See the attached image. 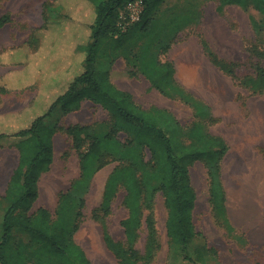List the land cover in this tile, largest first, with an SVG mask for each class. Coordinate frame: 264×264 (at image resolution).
Segmentation results:
<instances>
[{
    "label": "rangeland",
    "instance_id": "obj_1",
    "mask_svg": "<svg viewBox=\"0 0 264 264\" xmlns=\"http://www.w3.org/2000/svg\"><path fill=\"white\" fill-rule=\"evenodd\" d=\"M220 1L165 0L157 14L156 30L145 36L133 33L123 40L114 57L103 61L104 65H109L112 60L111 83L130 93L142 109H165L182 126L197 125L201 133L221 136L228 146L221 173L234 231L228 232L214 218L206 167L195 162L189 167L196 197L193 224L203 239L196 238L185 249L171 246L165 233L166 210L158 194L153 217L160 248L152 264H191L185 257L204 242L218 252L207 264H264V94L245 86L256 77L257 67L264 68V59L252 56L249 51L257 44L253 24H261L262 17L251 5L247 8L232 5L219 13ZM241 1L243 4L244 0ZM48 3L62 6L66 19L41 30L42 8ZM91 15L86 0H0V20L6 18V24L0 28V87L10 91L0 93V111L23 108L35 98L40 79L52 76L57 68L66 67L65 62L77 65L75 46L87 40ZM132 26L124 34L130 33ZM173 28L177 29L174 38ZM35 33L39 35L40 44L26 50L31 54L38 48L32 55V66L39 68L27 73L24 64L9 60L6 55L12 49H25ZM198 37L206 40L218 58L233 65L234 79L209 63ZM156 38L169 43L161 47L169 50L159 53L160 61H170L178 68L176 90L164 95L154 90L134 66L133 55L140 53L145 45H148L149 56L155 54ZM48 124L62 131L53 138L52 164L49 171L41 175L39 197L32 212L44 208L55 218L59 196L80 176V156L63 129L79 126L95 135L108 132L111 123L106 111L85 101L76 112L63 114L57 110ZM118 138L126 139L123 134ZM89 143L85 141L81 154L87 151ZM2 155L5 156L0 154V159ZM116 166L118 163L109 164L96 173L84 196L83 219L74 239L90 264H118L106 248L102 233L106 230L113 240H124L120 225L127 217L122 205L124 192L117 193L108 217L103 218L99 211L106 180ZM3 195L0 191V223ZM14 235L17 240L26 242L23 234L15 232ZM144 242L145 231L141 228L137 243L140 253H143Z\"/></svg>",
    "mask_w": 264,
    "mask_h": 264
},
{
    "label": "trees",
    "instance_id": "obj_2",
    "mask_svg": "<svg viewBox=\"0 0 264 264\" xmlns=\"http://www.w3.org/2000/svg\"><path fill=\"white\" fill-rule=\"evenodd\" d=\"M130 1L86 0L92 21L88 26L87 40L75 46L77 65L74 67L69 61L65 62L66 67L55 68L52 76L40 79L35 98L20 114L23 122L21 129L14 133H0V144H4L0 146L14 147L18 153L17 166L3 195L0 264H90L74 237L83 219L84 196L94 175L112 163H118V166L106 180L99 211L103 218L108 217L117 193L120 190L124 192L122 205L127 217L120 224L124 240H113L106 230L102 233L106 248L118 264H152L156 259L160 245L153 206L158 194L166 210L168 243L185 249L196 238H202L193 224L196 197L189 167L195 162L206 167L209 202L214 218L228 232L234 231L228 217L221 173L222 162L228 153L225 140L210 133H201L197 125L190 128L182 126L165 109H142L130 93L118 89L110 81L112 60L109 65H104L103 61L114 57L123 40L133 33L145 36L156 30L157 14L165 2L143 0L139 22L132 26L130 33L124 34L118 31V17ZM241 2L221 0L217 10L221 13L228 5H241L243 8L251 5L260 14L262 23L253 24L257 44L249 51L252 56L264 59V0ZM65 19L62 6L44 4L41 30H47ZM5 24L6 18L1 19L0 28ZM176 30H171L173 38ZM36 33L25 49H12L6 55L11 61L24 64L27 73L39 68L32 66V55L38 48L31 54L26 50L39 43ZM156 39L155 54L149 56L148 45H145L140 53L133 55L134 66L154 90L164 95L177 88L175 67L170 61H160L159 53L165 54L169 50L161 47L169 43ZM198 39L209 63L234 79L233 65L218 58L205 39ZM245 86L264 94V68L257 67L256 77L248 80ZM9 92L0 87L1 94ZM46 101H50L49 105L45 104ZM85 101L100 106L108 113L111 129L95 135L79 126L63 129L80 156V176L66 193L59 196L55 218L44 208L32 212L39 197L41 175L48 172L52 164L53 138L58 131H62L48 124V120L57 110L63 114L78 111ZM120 134L126 139L119 140ZM86 140L90 141L88 149L81 154ZM141 228L145 231L143 253L137 249ZM15 232L23 234L26 242L17 240ZM217 254L214 247L204 242L196 246L185 260L191 264H207Z\"/></svg>",
    "mask_w": 264,
    "mask_h": 264
},
{
    "label": "crops",
    "instance_id": "obj_3",
    "mask_svg": "<svg viewBox=\"0 0 264 264\" xmlns=\"http://www.w3.org/2000/svg\"><path fill=\"white\" fill-rule=\"evenodd\" d=\"M231 6L232 5L226 6L223 9V11L227 7H231ZM177 69L178 68H176V64H175L176 73L178 71ZM111 81H112V77H111ZM113 84H114V82H113ZM28 104L25 105L23 108L17 110V111H14V110H9V111H5V112L0 111V133H14L15 131H18L21 129L23 122H22V117L20 114L28 106ZM0 145L3 146L4 144H0ZM2 153L5 154V156L2 155V157L0 159V191L4 194V192L6 190L7 183L9 181V178H10L13 170L17 166L18 153L14 147H5V146L1 147L0 146V154H2ZM226 198H227V196H226ZM226 205H227L228 217L230 220V207L228 205V198H227ZM231 225H232V223H231Z\"/></svg>",
    "mask_w": 264,
    "mask_h": 264
},
{
    "label": "built area",
    "instance_id": "obj_4",
    "mask_svg": "<svg viewBox=\"0 0 264 264\" xmlns=\"http://www.w3.org/2000/svg\"><path fill=\"white\" fill-rule=\"evenodd\" d=\"M143 7V0H132L125 5L118 17L117 27L120 33H124L128 27L139 22Z\"/></svg>",
    "mask_w": 264,
    "mask_h": 264
},
{
    "label": "bare ground",
    "instance_id": "obj_5",
    "mask_svg": "<svg viewBox=\"0 0 264 264\" xmlns=\"http://www.w3.org/2000/svg\"><path fill=\"white\" fill-rule=\"evenodd\" d=\"M244 135V134H243ZM240 136V135H239ZM233 165V164H232ZM242 182V181H241Z\"/></svg>",
    "mask_w": 264,
    "mask_h": 264
}]
</instances>
